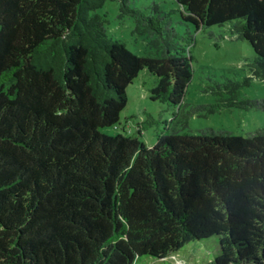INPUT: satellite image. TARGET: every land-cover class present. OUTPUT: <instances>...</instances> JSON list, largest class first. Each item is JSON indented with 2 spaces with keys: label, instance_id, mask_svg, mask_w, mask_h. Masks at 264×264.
<instances>
[{
  "label": "trees",
  "instance_id": "16d2710c",
  "mask_svg": "<svg viewBox=\"0 0 264 264\" xmlns=\"http://www.w3.org/2000/svg\"><path fill=\"white\" fill-rule=\"evenodd\" d=\"M107 0H0V264H136L166 261L216 237L207 264H264V129L183 130L190 113L249 105L242 83L215 80V104L185 110L194 55L179 22L228 26L264 79V0H175L147 12L122 0L154 54L108 34L94 10ZM150 98L174 112L157 142L108 134L143 71Z\"/></svg>",
  "mask_w": 264,
  "mask_h": 264
},
{
  "label": "rangeland",
  "instance_id": "374dc122",
  "mask_svg": "<svg viewBox=\"0 0 264 264\" xmlns=\"http://www.w3.org/2000/svg\"><path fill=\"white\" fill-rule=\"evenodd\" d=\"M131 7L150 12L153 3L160 10L171 11L178 8L175 0H127ZM122 0H107L93 11L105 16L108 34L123 42L128 49L137 55L154 54L143 34L136 30L134 17L121 12ZM174 26L184 34L190 31L193 41L185 45L191 48L194 55L193 75L187 87L184 102L185 110L192 105L215 104L218 99H228L229 94L213 92L216 81L226 83L230 80L242 83L236 100H264V79L252 78L248 62L254 57L250 44L231 35L228 26H212L196 30L193 25L179 22V14L173 15ZM155 76L143 70L127 87L128 103L120 114L116 126L102 130L108 134L121 133L138 138L147 147L153 146L161 132L174 115L172 109L159 100H152L150 92L155 84ZM201 129L224 130L243 136L259 129H264V109L249 105H234L208 111L203 109L190 113L188 126L183 130L198 133ZM219 252L216 237L194 240L170 255L166 261L154 260L142 256L136 264H207Z\"/></svg>",
  "mask_w": 264,
  "mask_h": 264
}]
</instances>
